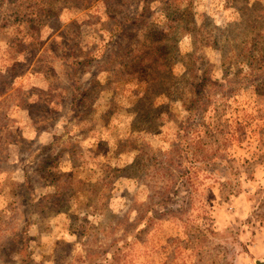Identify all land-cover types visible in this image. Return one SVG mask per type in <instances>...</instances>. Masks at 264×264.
Wrapping results in <instances>:
<instances>
[{
    "label": "rangeland",
    "instance_id": "374dc122",
    "mask_svg": "<svg viewBox=\"0 0 264 264\" xmlns=\"http://www.w3.org/2000/svg\"><path fill=\"white\" fill-rule=\"evenodd\" d=\"M260 262L264 0H0V264Z\"/></svg>",
    "mask_w": 264,
    "mask_h": 264
},
{
    "label": "water",
    "instance_id": "95a60500",
    "mask_svg": "<svg viewBox=\"0 0 264 264\" xmlns=\"http://www.w3.org/2000/svg\"><path fill=\"white\" fill-rule=\"evenodd\" d=\"M259 264V263H258ZM260 264H264L263 262H260Z\"/></svg>",
    "mask_w": 264,
    "mask_h": 264
},
{
    "label": "trees",
    "instance_id": "16d2710c",
    "mask_svg": "<svg viewBox=\"0 0 264 264\" xmlns=\"http://www.w3.org/2000/svg\"><path fill=\"white\" fill-rule=\"evenodd\" d=\"M204 85V84H203Z\"/></svg>",
    "mask_w": 264,
    "mask_h": 264
}]
</instances>
